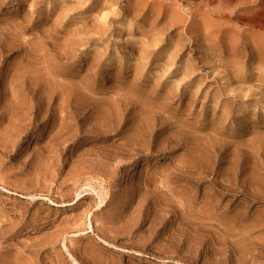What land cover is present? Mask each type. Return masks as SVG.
<instances>
[{"label":"rangeland","instance_id":"obj_1","mask_svg":"<svg viewBox=\"0 0 264 264\" xmlns=\"http://www.w3.org/2000/svg\"><path fill=\"white\" fill-rule=\"evenodd\" d=\"M0 264H264V0H0Z\"/></svg>","mask_w":264,"mask_h":264}]
</instances>
